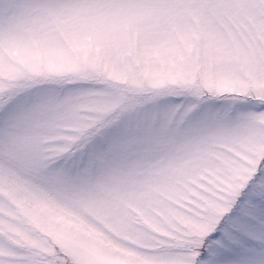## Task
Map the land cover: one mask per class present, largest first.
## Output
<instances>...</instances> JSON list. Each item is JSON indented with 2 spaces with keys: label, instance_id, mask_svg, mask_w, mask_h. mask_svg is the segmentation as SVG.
<instances>
[{
  "label": "snow or ice",
  "instance_id": "6c2138e0",
  "mask_svg": "<svg viewBox=\"0 0 264 264\" xmlns=\"http://www.w3.org/2000/svg\"><path fill=\"white\" fill-rule=\"evenodd\" d=\"M0 264H264V0H0Z\"/></svg>",
  "mask_w": 264,
  "mask_h": 264
}]
</instances>
